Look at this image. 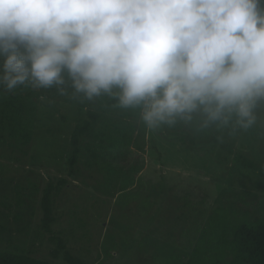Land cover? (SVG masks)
Here are the masks:
<instances>
[{
	"label": "rangeland",
	"instance_id": "obj_1",
	"mask_svg": "<svg viewBox=\"0 0 264 264\" xmlns=\"http://www.w3.org/2000/svg\"><path fill=\"white\" fill-rule=\"evenodd\" d=\"M0 98L29 123L28 142L0 124V252L67 264L61 240L80 264H210L217 214L264 218V140L256 132L152 131L107 97L81 102L54 89ZM85 120L91 128L68 176L70 137ZM60 179L47 233L40 201Z\"/></svg>",
	"mask_w": 264,
	"mask_h": 264
},
{
	"label": "clouds",
	"instance_id": "obj_2",
	"mask_svg": "<svg viewBox=\"0 0 264 264\" xmlns=\"http://www.w3.org/2000/svg\"><path fill=\"white\" fill-rule=\"evenodd\" d=\"M21 88L264 140V0H0V94Z\"/></svg>",
	"mask_w": 264,
	"mask_h": 264
},
{
	"label": "trees",
	"instance_id": "obj_3",
	"mask_svg": "<svg viewBox=\"0 0 264 264\" xmlns=\"http://www.w3.org/2000/svg\"><path fill=\"white\" fill-rule=\"evenodd\" d=\"M114 102L110 101V105ZM95 119V116H90ZM0 124H6L9 135L15 137L20 134L28 142L29 123L20 114L19 107L12 108L7 99L0 98ZM2 127V126H1ZM90 120H85L75 126L70 137V154L67 159L68 176H73L74 168L78 163L80 154V138L89 132ZM66 183V179H60L54 186L48 182L43 189L40 208L42 211L41 227L49 233L52 217V195L60 186ZM215 241L216 251L210 264H264V218L250 220L245 214L241 221L230 220L225 211L215 216ZM58 248L64 252L63 258L67 264H80L65 251L61 240H58ZM218 256V257H215ZM0 264H49L28 256L14 252H0ZM195 264H201L196 261Z\"/></svg>",
	"mask_w": 264,
	"mask_h": 264
}]
</instances>
